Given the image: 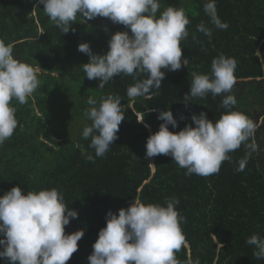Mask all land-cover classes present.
<instances>
[{
  "label": "trees",
  "instance_id": "trees-1",
  "mask_svg": "<svg viewBox=\"0 0 264 264\" xmlns=\"http://www.w3.org/2000/svg\"><path fill=\"white\" fill-rule=\"evenodd\" d=\"M204 2L159 0L157 15L173 6L183 8L190 20L189 37L180 43L181 59L187 58L188 65L176 71L161 69L165 77L157 94L129 98L128 87L146 74L135 79L119 75L97 88L98 80L85 77L83 64L89 56L78 51V45L87 42L93 53L103 55L112 34L131 35L130 29L105 17L85 20L77 15L63 34L38 0H0V40L13 46L15 59L39 69L40 82L25 104L11 101L18 127L0 145V196L15 186L24 194L53 188L63 194L66 205L78 212L65 233L84 231L66 264H89L109 210L118 215L134 201L166 206V199L173 197L179 199L176 209L185 217L180 226L186 244L176 253L180 264L197 258L200 264H264V259L254 257L255 246L246 243L253 234L264 237V159L256 146L264 139V0H216L217 14L229 27L220 30L208 24L213 29L211 42L196 30L201 21H209ZM220 54L237 61L231 93L215 98L209 93L185 106L191 73L210 74L211 62ZM228 94L237 100L231 110L246 115L255 128L245 144L229 153L231 161L223 162L218 174L186 175V169L166 155L145 159L147 138L163 123L157 119L160 111L171 110L178 126L169 125V130L179 132L186 125L195 127L193 114L205 112L209 120H218L229 111L221 107ZM108 95L121 98L125 118L105 156L95 157L91 137L81 135L91 124L84 111L90 107L89 97L99 102ZM82 153L91 154L95 162ZM245 157L244 170L237 172ZM0 264H7L6 258H0Z\"/></svg>",
  "mask_w": 264,
  "mask_h": 264
},
{
  "label": "clouds",
  "instance_id": "clouds-1",
  "mask_svg": "<svg viewBox=\"0 0 264 264\" xmlns=\"http://www.w3.org/2000/svg\"><path fill=\"white\" fill-rule=\"evenodd\" d=\"M38 4L63 34L69 32L77 15L85 20L105 17L130 29L131 35L128 31L112 34L103 55L93 53L87 42L78 45V51L89 56V62L83 64L85 77L98 80L97 88L103 89L119 75L135 79L146 74L145 79L128 87L127 96L155 95L165 77L161 69L176 71L188 65L187 58L181 59L180 43L189 37L186 26L190 23L183 8L168 6L157 15L159 0H38ZM203 10L209 21H201L196 30L211 42L213 29L208 24L220 30H227L229 24L218 16L216 0H205ZM236 67L234 58L220 54L212 60L210 74L192 72L190 94L183 97L185 106L209 93L213 98L231 93ZM38 71L15 59L13 46L0 40V145L18 127L17 109L11 101L15 99L20 105L27 102L39 86ZM236 103L234 95H224L221 107L229 111L215 122L205 112L193 114L195 127L186 125L179 132L169 130V125L178 126L171 110L160 111L157 119L163 123L147 138L145 159L166 155L186 169V175L218 174L222 163L231 161L229 153L245 144L254 132L255 125L246 115L231 110ZM87 104L90 107L84 116L91 124L83 127L81 135L83 139L91 137L89 147L94 149L95 157H103L118 139L125 118L121 98L108 95L98 102L89 97ZM82 155L95 162L91 154ZM246 162V157L242 158L236 171H243ZM179 203L173 197L166 199V206L134 201L128 208L119 209L118 215L109 210L106 227L100 229L88 257L89 264H180L176 253L185 246L186 238L180 226L185 217L176 209ZM77 217L78 212L66 205L63 194L55 188L24 194L21 187H12L0 196V258H6L7 264H66L84 235L83 230L65 233L70 219ZM246 243L255 246L256 259H264V237L253 234ZM187 264L200 261L197 258Z\"/></svg>",
  "mask_w": 264,
  "mask_h": 264
},
{
  "label": "rangeland",
  "instance_id": "rangeland-1",
  "mask_svg": "<svg viewBox=\"0 0 264 264\" xmlns=\"http://www.w3.org/2000/svg\"><path fill=\"white\" fill-rule=\"evenodd\" d=\"M262 144L256 143V146L258 148V151L260 153V158L264 159V139L261 141Z\"/></svg>",
  "mask_w": 264,
  "mask_h": 264
}]
</instances>
